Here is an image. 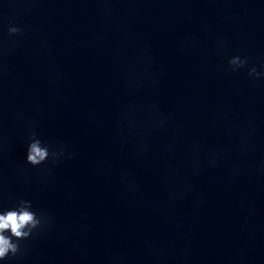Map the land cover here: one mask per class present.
I'll use <instances>...</instances> for the list:
<instances>
[{
    "label": "water",
    "instance_id": "obj_1",
    "mask_svg": "<svg viewBox=\"0 0 264 264\" xmlns=\"http://www.w3.org/2000/svg\"><path fill=\"white\" fill-rule=\"evenodd\" d=\"M261 64L264 0H0V207L48 218L4 264H264Z\"/></svg>",
    "mask_w": 264,
    "mask_h": 264
},
{
    "label": "clouds",
    "instance_id": "obj_2",
    "mask_svg": "<svg viewBox=\"0 0 264 264\" xmlns=\"http://www.w3.org/2000/svg\"><path fill=\"white\" fill-rule=\"evenodd\" d=\"M20 31L18 27L8 28L11 35ZM248 62V58H241L237 55L228 60V65L233 72H236L244 68ZM260 68L261 71H258L256 66H252L248 70V76L257 80L264 78V64H261ZM64 155L62 148L54 150L35 132L28 138L25 162L33 167H38L49 159L59 160ZM47 223L48 218L35 210L29 200L20 199L15 206L10 208L0 207V264L20 254L21 241L29 239Z\"/></svg>",
    "mask_w": 264,
    "mask_h": 264
}]
</instances>
